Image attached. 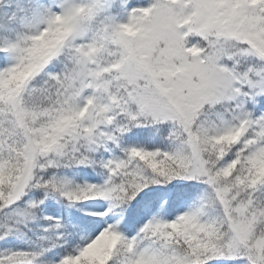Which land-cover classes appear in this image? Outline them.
Listing matches in <instances>:
<instances>
[{
	"label": "snow or ice",
	"instance_id": "snow-or-ice-1",
	"mask_svg": "<svg viewBox=\"0 0 264 264\" xmlns=\"http://www.w3.org/2000/svg\"><path fill=\"white\" fill-rule=\"evenodd\" d=\"M0 264H264V0H0Z\"/></svg>",
	"mask_w": 264,
	"mask_h": 264
}]
</instances>
